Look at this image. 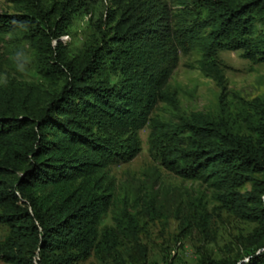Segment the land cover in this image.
Instances as JSON below:
<instances>
[{"label": "trees", "instance_id": "obj_1", "mask_svg": "<svg viewBox=\"0 0 264 264\" xmlns=\"http://www.w3.org/2000/svg\"><path fill=\"white\" fill-rule=\"evenodd\" d=\"M9 2L0 55L23 38L39 79H0V262L146 264L135 213L122 203L110 225L99 221L113 202L108 168L135 156L147 124L148 152L164 171L200 182L221 210L253 225L237 254L198 264H264V96L229 105L220 93L214 111L185 113L167 84L178 53L195 51L220 91L218 51L264 62V0ZM80 12L94 16L93 34L70 54L66 30ZM156 104L162 114L149 116ZM137 200L147 213V199ZM121 239L141 261L122 259Z\"/></svg>", "mask_w": 264, "mask_h": 264}, {"label": "rangeland", "instance_id": "obj_2", "mask_svg": "<svg viewBox=\"0 0 264 264\" xmlns=\"http://www.w3.org/2000/svg\"><path fill=\"white\" fill-rule=\"evenodd\" d=\"M172 0H166L170 9ZM108 4V2H107ZM106 4V7L108 5ZM9 0H0V14H12ZM95 18L88 13H77L67 26L65 43L68 52L79 51L93 34ZM11 56L0 55V79L13 77L27 82L37 81L34 61L26 41L17 36ZM1 51V50H0ZM223 74L224 90L212 79L197 70L198 54L190 51L177 54L176 64L170 71L167 84L176 89L179 108L185 113L210 112L217 107L218 96L223 94L230 105L236 99L250 101L264 96V62H250L240 51L221 50L216 54ZM116 80L117 76H111ZM156 104L149 116L162 114ZM148 127L137 130L138 151L128 162L109 166L108 172L115 182L113 202L99 221V227L110 225L111 212L124 203L138 220V244L145 252L146 264H198L207 258H227L238 253L252 224L235 219L221 210L210 190L195 180H187L164 171L155 157L148 152ZM247 189V187L245 188ZM135 195V197H134ZM150 203L148 212L142 210L140 200ZM6 230L0 227V240ZM120 240L118 252L127 263L141 261V254ZM0 264H4L1 263ZM78 264H114L109 257L90 256Z\"/></svg>", "mask_w": 264, "mask_h": 264}]
</instances>
